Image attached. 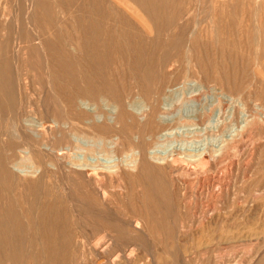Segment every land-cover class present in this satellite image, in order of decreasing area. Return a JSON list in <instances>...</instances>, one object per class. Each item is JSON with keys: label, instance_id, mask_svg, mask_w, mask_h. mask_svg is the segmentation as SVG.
Returning a JSON list of instances; mask_svg holds the SVG:
<instances>
[{"label": "rangeland", "instance_id": "rangeland-1", "mask_svg": "<svg viewBox=\"0 0 264 264\" xmlns=\"http://www.w3.org/2000/svg\"><path fill=\"white\" fill-rule=\"evenodd\" d=\"M0 79V264H264V0H0Z\"/></svg>", "mask_w": 264, "mask_h": 264}, {"label": "bare ground", "instance_id": "bare-ground-1", "mask_svg": "<svg viewBox=\"0 0 264 264\" xmlns=\"http://www.w3.org/2000/svg\"><path fill=\"white\" fill-rule=\"evenodd\" d=\"M42 5V4H41ZM10 9V8H9ZM9 13V12H8ZM13 14V13H12ZM41 14V13H40ZM43 14V13H42ZM11 15V14H10ZM9 15V16H10ZM7 17V16H6ZM8 18V17H7ZM8 20V19H7ZM6 20V21H7ZM10 20V19H9ZM11 78V77H10ZM1 80V79H0ZM19 80V79H18ZM9 81H10V79H9ZM19 82H20V80H19ZM27 82V81H26ZM40 82H41V84H43L42 83V81L40 80ZM0 84H2V83H0ZM12 84V83H11ZM28 84V83H27ZM8 85V84H7ZM8 87H9V85H8ZM2 91V90H1ZM1 93V92H0ZM3 93V92H2ZM1 95H3V94H1ZM6 95V94H5ZM5 95H3L4 97H6ZM9 101V100H8ZM12 101H10V103H11ZM7 103V102H6ZM9 103V102H8ZM9 103V104H10ZM78 105H79V107L81 108V109H85L87 112H89L90 114L92 113L93 115H94V117H99V114L97 113L98 111L96 110V108H95V106H94V104L90 101V98H87V97H80L79 99H78ZM114 108H115V106H114V104H113V108H112V110H114ZM165 116V115H164ZM93 117V116H92ZM101 117V116H100ZM99 117V118H100ZM162 117V116H161ZM91 118V117H90ZM172 118V117H171ZM92 119V118H91ZM166 119V118H165ZM164 121V120H163ZM162 121V122H163ZM169 121V120H168ZM87 123H89V121H87ZM165 123V122H164ZM23 125H27L28 126V129L27 128H25V130H26V133H28V132H30V133H32V134H34V135H39V132L37 131V129H35V128H33V127H36V128H38V129H43L44 128V124H43V122H38V124H33V123H29V122H25V123H23ZM54 125H58V124H54ZM67 127V126H66ZM193 127V126H192ZM191 128V127H190ZM184 129V128H183ZM198 129V128H197ZM201 129V128H200ZM205 129V128H204ZM196 131V130H195ZM198 131H200V130H198ZM202 131V130H201ZM200 131V132H201ZM197 132V131H196ZM72 136V135H71ZM169 136V135H168ZM157 137V136H156ZM237 138V137H236ZM74 139H75V142L76 143H83V142H85V140H83L82 139V137H79V136H74ZM230 141V140H229ZM99 142V141H98ZM230 142H232V141H230ZM103 143V142H102ZM179 143V142H178ZM94 145V144H93ZM97 145V144H96ZM100 145V144H99ZM78 147V146H77ZM166 147V146H165ZM223 147V146H222ZM139 148V147H138ZM65 149H70V146L69 147H67V148H65ZM210 149V148H209ZM208 149V150H209ZM220 149V148H219ZM222 149H225V148H222ZM140 150L142 151V149L140 148ZM211 150V149H210ZM209 150V151H210ZM224 151V150H223ZM139 152V151H138ZM170 152V151H169ZM202 152V151H201ZM133 153V152H132ZM140 153V152H139ZM143 153H146L144 150L142 151V153L141 154H143ZM154 153V152H153ZM205 152L203 151L202 153H200V156L202 155V154H204ZM138 154V153H137ZM180 154V153H179ZM144 155V154H143ZM193 155H195L196 156V154H193ZM117 156V155H116ZM145 156V155H144ZM152 156V155H151ZM177 156V155H176ZM215 156V155H214ZM138 157V156H137ZM180 157V156H179ZM206 157V156H205ZM204 157V158H205ZM88 158V157H87ZM145 158H146V156H145ZM154 158V157H153ZM213 158V157H212ZM216 158V157H215ZM117 159V158H116ZM166 159H167V157H166ZM93 160V159H92ZM113 160L114 159H112L111 161L113 162ZM119 160V159H118ZM154 160V159H153ZM203 160V159H202ZM206 160V159H205ZM90 161V160H89ZM115 161V160H114ZM140 161V160H139ZM139 161H138V163H139ZM93 162V161H92ZM136 162H137V160H136ZM154 163V162H153ZM172 163H173V161H172ZM70 164V163H69ZM77 164V163H76ZM75 165V164H74ZM122 165H123V163H122ZM173 165V164H172ZM97 166H99V165H97ZM112 166V165H111ZM114 166H116V165H114ZM125 166V165H124ZM28 167V166H27ZM32 167H34V166H32ZM127 167H128V165H127ZM37 168V167H36ZM75 168V167H74ZM185 168V167H184ZM17 169V168H16ZM15 169V170H16ZM41 169V168H40ZM79 169V168H78ZM115 169V168H114ZM129 169V168H128ZM188 169V168H187ZM27 171H29L28 169H26ZM113 170V169H112ZM173 170H174V168H173ZM17 171V170H16ZM24 171V170H23ZM122 171V170H121ZM79 172V171H78ZM37 173H39V170H38V172ZM99 173V172H98ZM105 173H107V172H105ZM114 175V174H113ZM173 182V181H172ZM102 184H103V182H102ZM96 185V184H95ZM106 186V185H105ZM107 187V186H106ZM98 188H102V187H98ZM176 188V187H175ZM107 189V188H106ZM98 190V189H97ZM109 191V190H108ZM108 198V197H107ZM105 200V199H104ZM219 200V199H218ZM185 206V205H184ZM218 213V212H217ZM216 214V213H215ZM218 215V214H217ZM252 215V214H251ZM199 217V216H198ZM237 217V216H236ZM235 217V218H236ZM262 217V216H261ZM260 216H246V217H244V219H243V221L241 220V222H240V220H238V222H233V223H230L228 226H227V229H225L226 230V232H225V234L224 235H221V233H220V231H219V235H220V237H221V239L223 238H225V239H234L235 240V238L236 239H239L240 240V238H244V239H249L250 237H252V236H255L257 239H258V236H261L262 235V237H263V234H264V219L263 218H261ZM210 218V217H209ZM219 218H220V216H219ZM234 218V219H235ZM233 219V220H234ZM237 219V218H236ZM210 220H211V218H210ZM209 220V221H210ZM218 220H216V218H213L212 217V220H211V223H215V222H217ZM232 222V221H231ZM209 223V222H208ZM212 224V225H213ZM203 225V224H202ZM209 227H210V224L208 225ZM213 228V227H212ZM142 230V229H141ZM222 230H224V229H222ZM208 231V230H207ZM212 231V230H211ZM213 232H214V230H213ZM221 232H223V231H221ZM223 232V233H224ZM203 233V232H202ZM208 233V232H207ZM210 233V232H209ZM212 235V234H211ZM217 235V234H216ZM215 237V236H214ZM262 237L260 238V239H262ZM217 239H219L218 238V236H217ZM224 239V240H225ZM209 240V239H208ZM220 240V239H219ZM210 241V240H209ZM220 241H222V240H220ZM226 241V240H225ZM233 241V240H232ZM242 241V240H241ZM245 241V240H244ZM263 241V240H262ZM212 242V241H211ZM208 243H210V242H208ZM207 243V244H208ZM263 244V243H262ZM182 245V244H181ZM187 247V246H186ZM184 247H182V249H183ZM189 248V247H188ZM188 248H184V250H182L184 253H186V252H189L188 251ZM191 250V249H190ZM190 252H192V251H190ZM190 255H191V253H189ZM186 256V255H185ZM189 256V255H188ZM188 258V257H187ZM189 258H190V256H189ZM186 259V258H185ZM123 260V259H122ZM186 260H188V259H186ZM198 260V259H197ZM196 261V260H195ZM119 264L121 263V262H118ZM125 263V262H124ZM125 264H127V262L125 263Z\"/></svg>", "mask_w": 264, "mask_h": 264}]
</instances>
